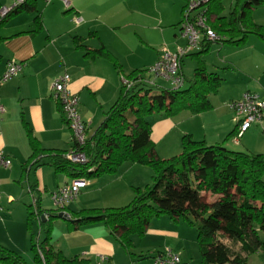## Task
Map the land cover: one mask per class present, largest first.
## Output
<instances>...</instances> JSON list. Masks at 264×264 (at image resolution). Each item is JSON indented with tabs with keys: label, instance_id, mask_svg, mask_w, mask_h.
Here are the masks:
<instances>
[{
	"label": "crops",
	"instance_id": "crops-1",
	"mask_svg": "<svg viewBox=\"0 0 264 264\" xmlns=\"http://www.w3.org/2000/svg\"><path fill=\"white\" fill-rule=\"evenodd\" d=\"M14 1L0 0V5L9 6ZM185 3L186 0H71L66 8L63 0H37L35 9L19 11L0 25V73L11 61L22 66L16 76L0 82V155L12 161L9 167L0 165V244L20 254L26 263L34 262L28 227L33 197L43 209H48L52 192L78 181L57 173L49 164L34 166L29 162L33 151L30 133L46 149L69 151L73 147L72 131L52 96L53 82L64 73L70 75L69 88L78 95L79 113L89 124V137L93 136L118 99L123 76L133 70H145L149 85L163 87L159 77L150 72L163 47L156 44L151 30L167 39L168 32L175 30L174 37L182 38L180 25ZM213 4L211 23L216 19ZM37 15L42 23L39 30ZM253 19L264 26V4L253 9ZM121 24L140 31L139 44L118 32ZM77 39L91 49L104 44L122 64L125 75L110 60L87 56L86 49L77 46ZM169 48L174 50L176 46ZM214 49L216 56L207 60V53ZM208 52L202 56L207 69L226 75L218 92L210 97L213 106L198 114L188 110L173 116L153 114L151 139L157 154L161 158L179 154L186 134L209 145L225 143L233 150L264 154V119L237 141L231 135L237 121L230 108V102L246 91L264 96V39L250 34L242 45L213 42ZM188 56L182 62V74L191 77L197 64L192 71H186ZM229 79L237 88L236 94L221 95L223 83ZM153 176L147 165L127 161L115 174L79 179L85 185L80 186L79 195L65 211L70 214L87 208L124 206L133 199L134 188L153 184ZM39 231L43 240L45 233ZM132 240L130 254L102 222L73 230L68 219L57 218L51 242L65 256H79L89 264H97L104 255L115 264H155L154 253L165 247L180 253L181 264H203L197 229L182 219L169 215L153 217L147 232L133 235ZM246 264H264V251L249 256Z\"/></svg>",
	"mask_w": 264,
	"mask_h": 264
},
{
	"label": "trees",
	"instance_id": "trees-1",
	"mask_svg": "<svg viewBox=\"0 0 264 264\" xmlns=\"http://www.w3.org/2000/svg\"><path fill=\"white\" fill-rule=\"evenodd\" d=\"M36 1L28 0L15 7L0 25L19 11L35 9ZM212 2L216 15L212 28L224 37L218 43L242 45L250 34L264 39V26L253 19V9L263 5L264 0H237L227 16L223 15L222 0ZM36 19L39 30L41 18L37 15ZM78 42L77 39V46L86 49L87 56L108 59L125 75L122 64L104 44L91 49ZM213 42L205 40L199 52L189 54L197 58V67L191 77L184 76L186 88L160 87L153 92L145 70L126 74L133 84L128 87L122 82L120 95L105 119L86 144L79 147L88 158L86 163L70 161L65 156L67 151L41 147L29 134L33 148L29 162L34 166L49 164L72 180L115 174L127 161L147 165L154 171L153 184L134 188L133 199L124 206L71 212L70 229L102 222L133 254L132 236H143L153 217L169 215L197 229L203 264H246L249 256L264 251V154L233 150L225 143L209 145L186 134L179 154L161 158L151 139L153 114L173 116L184 110L198 114L212 108L210 97L218 92L223 78L207 69L202 56ZM237 128L231 135H237ZM73 147H77L74 141ZM207 195L212 199L208 200ZM66 209H43L38 200L36 206L29 205L32 264H89L79 256H65L52 245L54 221ZM43 214L48 218L42 219ZM35 221L45 232L43 240L34 229ZM0 261L28 264L20 254L1 244Z\"/></svg>",
	"mask_w": 264,
	"mask_h": 264
},
{
	"label": "built area",
	"instance_id": "built-area-1",
	"mask_svg": "<svg viewBox=\"0 0 264 264\" xmlns=\"http://www.w3.org/2000/svg\"><path fill=\"white\" fill-rule=\"evenodd\" d=\"M28 0H15L11 6L0 5V21L4 19L15 7L23 5ZM51 2L52 0H45ZM213 0H186L184 7V16L181 23V33L187 38L186 47H177L172 50L167 45H163L156 64L150 69L155 77L163 78L171 86L178 88L185 84V78L182 74V62L190 53L201 48L205 40L221 42L223 36L218 34L211 25L210 6ZM66 8L71 5V0H63ZM21 63L11 61L8 68L0 73V82L7 81L16 76L21 70ZM144 81H147L144 79ZM71 77L68 73L59 76L52 84V96L59 103L64 118L67 121L71 131L72 138L77 147H72L65 156L75 163H86L88 161L84 152L79 147L86 144L89 135V124L84 121L79 113V97L73 93L70 88ZM128 87L133 82L125 76L122 77ZM150 82V81H148ZM230 108L235 114L237 121L238 141L243 134L255 123L264 119V96L251 91H246L243 95L232 102ZM0 110H3L0 107ZM11 159H6L0 155V165L9 167ZM79 180V179H78ZM80 192V186L76 182L64 184L51 193V200L55 208L64 209L73 202ZM0 191V210L1 205ZM32 204L36 206L37 198L33 197ZM65 211V210H64ZM66 212V211H65ZM155 264H181L180 253L169 247L158 250L153 255ZM97 264H115L108 256H102Z\"/></svg>",
	"mask_w": 264,
	"mask_h": 264
},
{
	"label": "rangeland",
	"instance_id": "rangeland-1",
	"mask_svg": "<svg viewBox=\"0 0 264 264\" xmlns=\"http://www.w3.org/2000/svg\"><path fill=\"white\" fill-rule=\"evenodd\" d=\"M236 2H237V0H222L223 6H224L223 15H225V16L229 15V13L231 12V10L234 7V5L236 4ZM12 4H14V3L12 2L9 6H11ZM154 23L155 22L152 21V24H154ZM101 30L104 31V27H101ZM174 31H169L168 32V39L166 37L162 36V35H159L154 29L151 30V33H153V37L157 40L156 44L160 45V47H162L163 45H167L168 47H170V46L173 45V46H176V48L177 47H182V48L186 47V45H187V38L184 37V36L182 38L178 36L177 39H176V37H174ZM118 32L121 35L125 36L126 38L132 39V41H133L134 44H136V45L139 44L138 41L140 39V36L138 34H139L140 31H138V29L134 28L133 26H129V25H125L124 26L123 24H121L120 25V29L118 28ZM173 42H176V44L173 43ZM214 48L215 49H218L219 46H217V44H215L214 45ZM215 49L207 53V55H206V57H207L206 59L207 60L210 61L211 56H213V57L216 56V52L217 51ZM197 52H199V51H197ZM153 53H155L154 50H153ZM223 54H224V52L222 53V55ZM152 55H154V54H152ZM196 64H197V58L194 57V56H188V58L186 60V65H187V68L188 69L186 71H188V72L192 71V69L195 68ZM188 74H191V73H188ZM149 76H151V75H149ZM221 77L222 78L223 77H226V75L224 74V72H221ZM150 79L153 80L154 78L153 77H150ZM158 81L162 84L163 87H169L170 86V83L168 81L163 80V78H159ZM231 82L232 81L229 79L228 82H224L223 83L222 90H221V95H229V94L232 95V94H236L237 88L236 87H233L231 85ZM187 86H188V83H186L183 86V88H186ZM151 88H152V91L153 92H158L159 91V89L157 87H155V86H152ZM147 167H149V166H147ZM149 169H151L153 175H155L153 169L151 167H149ZM152 179H153L152 182H154V176H153ZM83 183H85V181L84 182L82 180L76 181V184L79 185V186H81V187H83L85 185ZM206 198L208 200H210V199H212V196L211 195H207ZM48 204H49L48 209L55 208L52 200H50V202ZM34 229L36 230V233L39 234L40 231H39V227H38V224H37L36 221H35V228ZM42 232H44V231H42Z\"/></svg>",
	"mask_w": 264,
	"mask_h": 264
},
{
	"label": "water",
	"instance_id": "water-1",
	"mask_svg": "<svg viewBox=\"0 0 264 264\" xmlns=\"http://www.w3.org/2000/svg\"><path fill=\"white\" fill-rule=\"evenodd\" d=\"M58 216L60 217V218H62V219H70V215H69V213H67V212H65V211H61L59 214H58ZM48 218V215H46V214H43L42 215V219H47Z\"/></svg>",
	"mask_w": 264,
	"mask_h": 264
}]
</instances>
